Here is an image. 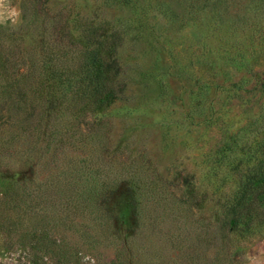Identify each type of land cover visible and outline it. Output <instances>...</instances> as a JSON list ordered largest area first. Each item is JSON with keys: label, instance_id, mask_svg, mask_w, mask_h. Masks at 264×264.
Here are the masks:
<instances>
[{"label": "rangeland", "instance_id": "obj_1", "mask_svg": "<svg viewBox=\"0 0 264 264\" xmlns=\"http://www.w3.org/2000/svg\"><path fill=\"white\" fill-rule=\"evenodd\" d=\"M43 1L0 9V264H264L215 218L264 148V0ZM79 18L121 35V90L99 113L26 91V134L19 93L80 62Z\"/></svg>", "mask_w": 264, "mask_h": 264}, {"label": "trees", "instance_id": "obj_2", "mask_svg": "<svg viewBox=\"0 0 264 264\" xmlns=\"http://www.w3.org/2000/svg\"><path fill=\"white\" fill-rule=\"evenodd\" d=\"M44 5L43 0H37ZM75 32L63 31L73 49L78 50L80 62L77 65H52L51 60L43 61L41 82L23 87L19 93L26 102V116L21 131L26 134L34 131L36 124H30L34 114V99H27L26 91L32 94L43 92L42 86L57 88L78 112L99 113L109 107L121 90L119 75L121 65L117 59V48L121 35L111 28L106 21L73 20ZM63 30V29H62ZM55 64V63H54ZM64 72L74 73L72 78ZM27 77V74L24 75ZM19 79L12 78L5 82L7 89L15 87ZM20 91V89H19ZM36 92V93H35ZM70 98V100H69ZM264 147V140L258 148ZM256 150L249 152L242 164L235 158L231 169L238 170L241 176L229 196H225L219 205L215 218L222 230L235 235L246 236L264 233V148L260 155Z\"/></svg>", "mask_w": 264, "mask_h": 264}, {"label": "clouds", "instance_id": "obj_3", "mask_svg": "<svg viewBox=\"0 0 264 264\" xmlns=\"http://www.w3.org/2000/svg\"><path fill=\"white\" fill-rule=\"evenodd\" d=\"M0 9L6 10L5 0H0ZM16 16H19V13L15 9L9 11L7 16H4L3 11H0V23H2L4 19H7L8 17H16ZM13 22L15 23V20Z\"/></svg>", "mask_w": 264, "mask_h": 264}]
</instances>
